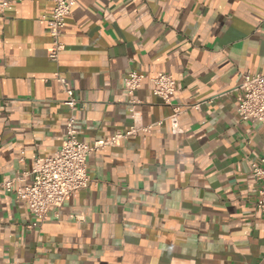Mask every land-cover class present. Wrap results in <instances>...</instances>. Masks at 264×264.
I'll use <instances>...</instances> for the list:
<instances>
[{
    "label": "crops",
    "instance_id": "obj_1",
    "mask_svg": "<svg viewBox=\"0 0 264 264\" xmlns=\"http://www.w3.org/2000/svg\"><path fill=\"white\" fill-rule=\"evenodd\" d=\"M53 7L18 0L0 16V182L62 146L69 112L56 71L85 104L75 124L84 142L132 124V70L148 77L136 92L143 122L163 123L90 153V186L43 222L0 187V264H264L251 167L264 123L242 120L232 91L264 70V0H77L58 64ZM162 73L176 80L174 102H202L182 114V134L153 93Z\"/></svg>",
    "mask_w": 264,
    "mask_h": 264
},
{
    "label": "built area",
    "instance_id": "obj_2",
    "mask_svg": "<svg viewBox=\"0 0 264 264\" xmlns=\"http://www.w3.org/2000/svg\"><path fill=\"white\" fill-rule=\"evenodd\" d=\"M16 1L18 0H0V16ZM51 1L54 7L46 16L52 39L48 57L58 64L61 53L65 49L62 37L67 26V17L71 15L77 0ZM54 79L66 96L64 104L69 112L66 121V137L62 146L50 157H37L31 172H23L16 177L6 176L0 182L1 189L15 194L18 201L25 202L31 208L38 222L46 220L52 209L62 208L69 196L90 186L92 183L88 171L90 153L119 146L123 141L140 134H150L156 125L163 123V120L153 124L143 122L141 111L138 109L141 102L136 98V92L148 77L132 70L125 77L123 86L128 97L132 124L126 130L115 131L110 136L93 143L84 142L80 139L82 132L76 128L75 124L77 113L85 109V104L76 97L72 83L60 71L54 73ZM150 81L153 84L154 95L171 110L165 119L169 122L171 132L175 135L184 133L180 122L182 114L192 108L199 109L202 102L192 105L174 102L173 95L177 83L170 73L159 74L150 78ZM232 91L236 92L242 120L264 123V70L256 73L245 72L241 83ZM251 167L259 183L257 208L264 212V155L258 160H253ZM27 175L32 178L30 183L26 181Z\"/></svg>",
    "mask_w": 264,
    "mask_h": 264
}]
</instances>
